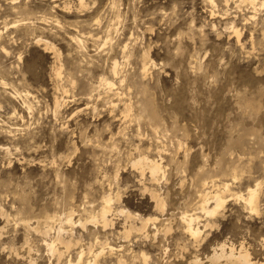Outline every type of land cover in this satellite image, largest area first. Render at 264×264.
<instances>
[{
	"label": "rangeland",
	"instance_id": "obj_1",
	"mask_svg": "<svg viewBox=\"0 0 264 264\" xmlns=\"http://www.w3.org/2000/svg\"><path fill=\"white\" fill-rule=\"evenodd\" d=\"M213 3L0 0V264H207L220 244L264 264V0ZM204 181L229 184L213 218Z\"/></svg>",
	"mask_w": 264,
	"mask_h": 264
},
{
	"label": "bare ground",
	"instance_id": "obj_2",
	"mask_svg": "<svg viewBox=\"0 0 264 264\" xmlns=\"http://www.w3.org/2000/svg\"><path fill=\"white\" fill-rule=\"evenodd\" d=\"M207 2H209L210 4H214L213 0H207ZM225 2H226V0H225ZM249 2L253 3L251 1H249ZM232 29H233V27H232ZM233 32H234V35H236L238 37L239 34H238V32L235 29H234ZM77 39L79 40V38H77ZM71 40L73 41L74 38H71ZM39 42H41V41L38 40V43ZM44 46H45L44 47L45 49L49 48L48 44L44 43ZM146 64L147 63H145V62H144V64H142V71H141L142 73L144 72ZM111 71L113 73L112 75H114V76L117 75V72H118L117 71V62L114 61L112 63ZM58 74L59 73H57L56 75H58ZM103 82L104 83H102V81H101V83L106 85L107 88H110V87L114 86L112 82H109V81H106V80L103 81ZM156 161H149L145 157L144 158H139L132 164V166L134 168H137L140 171L141 175H143L142 174L143 173L142 167L143 166H144V168L146 167V169L148 170L149 178L153 181V180H155L156 176L158 175V173L160 171V165H161V164L158 163L159 161L158 162H156ZM212 184H214V182ZM206 186H207V182L204 181L202 183V186H200V187H203L202 190L200 189L201 191H198L199 192L198 199L200 201V205H199L198 209L201 212H203L206 216H209L210 218L211 217L213 218V216L217 214L218 210L226 202L224 195L229 190V184L227 182L220 183V186L217 185V187H219V190L213 191V193L208 192L207 190H205ZM213 186L214 185H211L212 188H213ZM258 186L259 185L256 184L253 187H248V188H246L244 196L241 194V195H238L236 197V198H238V200L242 201V204L244 205V207L246 209H248L247 211H250V212H253V213L254 212L256 213L257 210H258V199H260V198H258V194H259L258 193V190H259ZM151 198L155 201V206L156 207L161 208V209L163 208V202H161V200L158 199L159 197H157L156 193L155 194H151ZM109 201H110V198L107 197V199L104 201V204L102 205V207H101V209L99 211L100 212V214H99L100 221H98L99 219L96 220L95 218H92V219H90V222H92V223L100 222V224L103 227H106V226L111 224V220H109V218H108V214L110 213L109 210H111V208L109 209V205H108ZM126 218H130V214H128L126 216ZM180 219H181V224H182V228H183L184 233L187 236H189L190 239L194 243L198 242V240L200 239L201 233H202L200 228H199V226H198L199 225L198 217L195 216L194 214H190V215L182 214V217ZM155 220L156 219H152V221H155ZM141 221L142 222H141L140 226L137 227V228H135L134 225L133 226L130 225L129 227H127V230H125V228H126L125 227L124 230H123L124 231L123 234L121 232L123 237L125 236V238H127L131 231H137V232H141V233L143 232L144 233V230L146 228L147 222L150 221V220L146 219V220H141ZM64 222L67 225H74L75 224V223H73L71 214L67 215L64 218ZM210 223H211V220L210 221L208 220L205 224H203V226L202 225L201 226L203 228H207V226H210ZM82 226H84V225H82ZM225 245L226 244H220V245L212 248V251H211L210 255L205 257L206 263L207 264H255V263H253L250 260V254L242 246H240L239 249H235L233 246L227 247ZM46 246L51 252H56L53 242L47 243ZM109 250L112 251V248L109 247ZM100 253L95 254L94 257L96 258ZM77 255H78L77 256V261L75 262V264H81V259H82V256H83V252L80 251ZM142 258H143V261L145 262L146 258H145L144 255H142ZM118 262L123 264V262L121 260H119ZM67 264H72V263L70 261H68ZM92 264H96L95 260L93 261ZM187 264H202V263H201V261L198 258L193 257L192 260L189 259L187 261Z\"/></svg>",
	"mask_w": 264,
	"mask_h": 264
}]
</instances>
